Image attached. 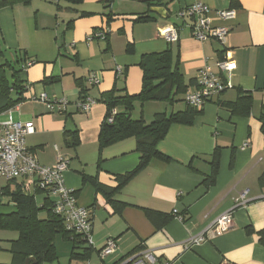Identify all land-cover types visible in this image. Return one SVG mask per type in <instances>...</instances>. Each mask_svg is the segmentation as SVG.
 <instances>
[{
    "label": "crops",
    "instance_id": "crops-1",
    "mask_svg": "<svg viewBox=\"0 0 264 264\" xmlns=\"http://www.w3.org/2000/svg\"><path fill=\"white\" fill-rule=\"evenodd\" d=\"M105 1L83 0L72 6L58 0H31L28 5L0 7V65H14L18 58L31 62L17 78L27 86L24 100L8 110L14 120L33 124L25 146L38 164L51 167L59 158L68 161L62 173L64 185L75 191L79 206L92 208L89 259H71V242L61 237V246L54 241L57 260L43 264H115L138 250L151 251L154 264H264V248L255 233L264 229V136L259 121L264 107V0H173L167 5V19L149 10L157 6L152 4L170 0H111L109 5ZM145 1L152 3L150 7ZM197 2L209 8L210 25L229 29L223 44L196 41L190 22L174 15ZM227 10H234L235 15L222 20L217 13ZM82 12L86 15L80 16ZM109 12L112 20L107 25ZM138 17L149 19L137 22ZM165 25L177 28L176 42L170 44L158 36V28ZM99 32L105 34L104 39L96 37ZM166 51L173 66L177 63L185 84L195 83L199 71L208 67L226 88L200 108L201 114L191 126H170L157 146L169 161L151 159L114 196L125 204L117 213L96 185L83 177L114 188L116 176L134 169L139 155L133 152L134 139H127L104 149L97 169V139L106 112L101 95L113 88L116 93L138 94L141 62ZM219 62L234 63L235 70L221 73ZM91 76L100 78V83L91 85ZM81 88L84 96L96 102L88 112L76 108L82 100ZM41 93L51 100L66 98L65 112H49L36 99ZM246 93L252 98L249 115L232 114L225 105ZM144 105L149 109L145 114ZM169 107L164 103L135 104L132 116L149 122L155 113L182 111L186 106L182 101ZM65 132L78 133L75 149L66 147ZM215 148L219 151L217 175L214 184L206 187ZM0 180L4 181L0 197L6 200L7 192L15 189L41 192L34 178ZM244 191L245 202L240 204ZM146 209L172 219L164 225L153 224ZM228 210L233 217L228 232L214 237L205 234L204 242L189 243V238ZM179 214L183 221L177 218ZM13 233L17 232L0 231V264L14 262L10 247L18 235ZM110 238L116 240V249L100 258L99 251Z\"/></svg>",
    "mask_w": 264,
    "mask_h": 264
},
{
    "label": "trees",
    "instance_id": "trees-1",
    "mask_svg": "<svg viewBox=\"0 0 264 264\" xmlns=\"http://www.w3.org/2000/svg\"><path fill=\"white\" fill-rule=\"evenodd\" d=\"M31 0H0V7L12 6L22 3L28 5ZM170 0L165 3L150 5L165 6L172 2ZM68 5H80L83 0H58ZM107 5L111 0H106ZM80 13V16H85ZM148 17H138L137 22L147 21ZM112 20V13L107 15V25ZM105 37V34H104ZM127 51H132V46H127ZM3 58V51L0 49V60ZM25 59H16L14 65L6 62L0 65V112L6 111L18 105L23 98V94L27 86H23L18 82V75L26 70ZM31 63V62H30ZM170 52L152 55L143 60L140 64L142 70V81L140 92L136 95L127 93H116L115 89H111L106 93H102L100 101L106 108L104 119L101 123L98 133V159L97 169L100 167L103 159L101 153L104 149L127 139H134L135 147L133 152L139 155L138 164L131 171L116 176V187L108 188L97 184L96 179L83 177V181L91 182L96 185V189L102 193L108 203L114 207V211L120 213L125 204L114 200V196L137 174L146 168L151 159L157 158L168 162V158L160 154L157 150L158 144L165 138L171 125L191 126L195 117L201 114L200 108H193L185 104L182 111H174L171 113L158 112L153 115L151 121L147 122L142 117L133 118L132 113L135 104L143 105L144 103H164L168 108L178 102H184V95L189 88L196 86L193 80L189 84H185L178 70L177 63L173 66ZM195 81V80H194ZM80 94L82 100L84 90L81 88ZM213 99V98H212ZM212 99L208 102L213 101ZM252 105L250 94H241L236 101L225 105L232 114L248 116ZM115 111L113 114L112 112ZM111 118V122L108 119ZM261 123V132L264 136V107L259 115ZM64 140L66 147L75 149L79 145L77 132H65ZM218 149L215 148L212 156V170L205 180V186L209 187L214 184L218 167ZM64 159V158H62ZM68 162V161H67ZM264 186V176L261 178ZM7 190V189H4ZM43 193V194H42ZM75 193V191H74ZM7 202L1 203V206H9L7 212H0V231L17 232L18 237L11 242L10 253L13 256L14 264H23L25 260L34 258L37 264L45 262H53L57 260L56 247L54 240L60 235L63 239L71 242L72 251L71 259L88 260L91 255L90 246L80 234H76L64 226L62 219L55 215L51 209L52 202L45 191H33L32 193L23 192L15 189L7 192ZM35 194L41 197L43 204H38L35 200ZM48 201V202H47ZM86 208V207H84ZM89 211V219L91 221L92 208H86ZM147 218L153 223L164 225L172 219L171 215H163L155 211L144 210ZM43 216L41 217V215ZM184 220L182 215H176ZM249 232V230H248ZM258 236V243L264 248V229L255 232ZM77 250V251H76ZM80 251V252H79ZM12 263V264H13Z\"/></svg>",
    "mask_w": 264,
    "mask_h": 264
},
{
    "label": "built area",
    "instance_id": "built-area-1",
    "mask_svg": "<svg viewBox=\"0 0 264 264\" xmlns=\"http://www.w3.org/2000/svg\"><path fill=\"white\" fill-rule=\"evenodd\" d=\"M208 13L209 8L203 3L197 2L184 8L181 12H176L175 15L190 22L191 34L196 41L202 43L215 41L223 44L229 29L226 26L210 25L207 18ZM217 14L222 20H231L235 11H220ZM158 36L171 44L178 40V30L173 25H165L158 28ZM96 37L105 38L102 32H99ZM30 65L31 63L27 62L25 67ZM217 66L221 73L235 70L234 63L219 62ZM88 81L91 85H98L100 78L91 76ZM195 82V88L188 91L183 98L185 104L193 108H201L208 100L218 96L226 88V84L222 82L221 78L208 67L199 71L195 77ZM36 99L44 103L49 112H65L69 103L64 97L51 100L44 93L39 94ZM95 103V100L86 97L76 103V108L79 111L88 112ZM112 113L114 114L115 111ZM108 121L111 122V118ZM32 129L33 124L31 122L23 123L14 120L11 110L0 113V179L7 181L18 178L36 179V187L54 199L51 209L55 215L62 219L66 229L83 236L87 245L91 246L89 211L76 203L74 190L67 188L62 179V173L68 168V162L59 158L54 166L39 165L25 146V137L31 133ZM246 193L247 191H244L240 195L238 199L240 204H244ZM177 218L182 221L180 216ZM232 225V210L225 211L214 218L202 232L189 238V243L197 245L204 242L207 240L205 234L209 237L222 235L228 232ZM115 249L116 240L110 238L99 251V257L105 258L111 255ZM155 261L151 251L138 250L126 255L115 264H154Z\"/></svg>",
    "mask_w": 264,
    "mask_h": 264
},
{
    "label": "rangeland",
    "instance_id": "rangeland-1",
    "mask_svg": "<svg viewBox=\"0 0 264 264\" xmlns=\"http://www.w3.org/2000/svg\"><path fill=\"white\" fill-rule=\"evenodd\" d=\"M143 111H144V114L145 113H148L149 111V109H147V107H146V105H144V107H143V109H142ZM140 111H138V113H139ZM147 116V115H146ZM133 118H136L135 117V115L133 114V116H132ZM3 119V118H2ZM146 119V118H145ZM3 184H4V181H2V180H0V188H1V186H3ZM32 191V190H31ZM39 197V196H38ZM0 199H1V203H6L7 202V200H6V198L5 197H0ZM39 199V201H40V204L42 203V199H41V197H39L38 198ZM50 199H52V198H50ZM10 210V207L9 206H5V207H1L0 208V212H7V211H9ZM13 234H15V236L16 235H18L17 233H13ZM112 239V238H111ZM55 243L58 245V246H61L62 244H64V242L62 241V238H61V236L60 235H58V236H56V238H55ZM2 244V243H1ZM55 244V245H56ZM2 246H4V245H2ZM57 247V246H56ZM58 251L60 252L61 251V248L59 249L58 248ZM61 259H64V256H61L60 257Z\"/></svg>",
    "mask_w": 264,
    "mask_h": 264
},
{
    "label": "water",
    "instance_id": "water-1",
    "mask_svg": "<svg viewBox=\"0 0 264 264\" xmlns=\"http://www.w3.org/2000/svg\"><path fill=\"white\" fill-rule=\"evenodd\" d=\"M149 11L157 14L162 19L169 18L170 14L168 7L165 6H152ZM25 264H37V262L34 260V258H29L25 261Z\"/></svg>",
    "mask_w": 264,
    "mask_h": 264
}]
</instances>
